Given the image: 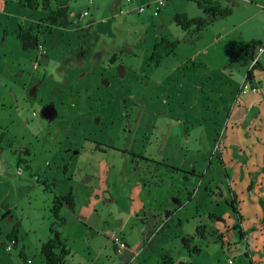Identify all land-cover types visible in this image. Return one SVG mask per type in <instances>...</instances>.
Returning <instances> with one entry per match:
<instances>
[{"label":"rangeland","instance_id":"374dc122","mask_svg":"<svg viewBox=\"0 0 264 264\" xmlns=\"http://www.w3.org/2000/svg\"><path fill=\"white\" fill-rule=\"evenodd\" d=\"M212 1L221 7L233 2L232 14L189 35L173 20L175 14L203 16L188 0H165L157 16L155 0L153 11L147 7L152 0H76L68 4V27H52L51 33L42 27L39 39L47 54L39 57L35 49H22L18 27L39 21L47 10L0 0V264H25L21 249L31 264H45L39 247L50 237L53 196L71 186L80 196L77 213L67 206L60 211L69 233L77 219L98 230L103 221L110 229H131L139 226L141 213H164L162 192L183 182L172 171L178 165L193 163L205 173L202 180L212 176L219 183L217 156L208 165L200 135L215 127L250 69L239 47L264 40V0ZM164 37L177 40V49L156 64L150 56ZM201 202L189 203V227L183 222L180 233L191 231L198 219L193 208ZM16 223L18 244L12 247L6 235ZM174 238L169 226L158 241L160 253L166 246L176 262L183 252L182 259L193 264H247L233 244L223 252L219 242L195 240L201 254L189 258ZM72 241L69 264L112 262L103 244ZM159 255L149 256L148 264Z\"/></svg>","mask_w":264,"mask_h":264},{"label":"crops","instance_id":"0c3cea01","mask_svg":"<svg viewBox=\"0 0 264 264\" xmlns=\"http://www.w3.org/2000/svg\"><path fill=\"white\" fill-rule=\"evenodd\" d=\"M147 7L153 11V0ZM254 41H259L264 45V40L254 39ZM45 50L47 54V49L45 48ZM261 57L263 56H260L258 60L264 67ZM245 59L248 60L246 57ZM112 60L114 61L115 58L113 57ZM246 73L244 75L242 73L243 82ZM256 77L258 78H256L257 84L264 86V78L259 79L257 75ZM239 88L240 86L230 95L228 104L221 109L224 112L219 113L215 119V127L204 128L200 135L203 143L208 146L205 155L211 159L208 160V165H211L214 156H217L216 160L219 163V171H221L218 174L219 183L215 185L212 182L214 181L212 176L207 178V182L202 180L205 178V173L197 171L193 163H189L190 167L187 168L178 165L172 169L175 172V177L178 176V173L182 175L183 182L178 183L177 189L175 190L172 186V190L162 192L163 180L158 186L163 193L159 207L164 213L150 211L153 213L150 216L141 213L142 216L139 215L141 217L138 218L139 226L134 224L131 229H128V226L120 229L114 226L110 229L107 222L103 221L102 229L98 230L97 227L93 229L87 223L77 219L70 233L68 229L64 228L65 224L59 229L60 237L66 241V245L72 248V239H88L89 244L96 245L101 243L104 245V251L112 253V257H110V252H107L112 260L107 264H148L149 256L159 254V258L155 257L156 264H160L164 256L170 257L176 263L168 253L164 252L166 246L160 253L161 245L158 238L164 228L171 226L174 239L181 240L184 236L194 234L196 227L203 224L206 227L205 238L197 239L196 243L206 242V240L212 243L219 242L223 252L231 251L230 244H233L234 247H238L241 252L240 258H244L243 261L247 264H264V97L252 93H242ZM187 121L189 124V116H186ZM192 127L191 124L188 125V134L193 132ZM220 133L218 152L216 139ZM162 152L163 150L160 151V154ZM25 153L28 154V151L26 150ZM213 186L215 187L212 188ZM70 190L75 203L74 210L70 211L76 214L80 196H78V192H75L73 186L67 193ZM215 196H217L216 200ZM200 197L201 204L193 208V214H195V218H198L197 222L192 225L191 231L186 230L180 233L179 230H181L183 222L189 227L188 213L185 212L187 206L192 200L195 201ZM232 202L235 204V211L229 206ZM143 206L141 202L137 209L142 210ZM134 207L136 208V206ZM106 232L119 234L126 242L127 249L117 254L106 236ZM164 234L168 237L171 236L170 231ZM175 243L178 245V241ZM153 248H155L154 251H152ZM181 249L184 251L183 248ZM181 253L180 260L184 261L182 259L184 253ZM190 261L192 262V260Z\"/></svg>","mask_w":264,"mask_h":264},{"label":"trees","instance_id":"16d2710c","mask_svg":"<svg viewBox=\"0 0 264 264\" xmlns=\"http://www.w3.org/2000/svg\"><path fill=\"white\" fill-rule=\"evenodd\" d=\"M73 1L76 0H54L55 5L52 7L50 0H16V3L25 9H43L48 12L47 15L41 18L38 22H28L25 26L18 27V39L21 42L22 49H36L40 44L39 37L43 33L42 27L44 28V33H51L52 27L55 26L63 28L68 27L70 25L67 21L68 4ZM188 1L194 2L196 7L202 11L203 16L188 18L185 14H175L173 20L183 32L189 35L198 34L217 19H223L230 16L232 14V7L234 6L233 2H230V6L221 7L219 3L212 0ZM177 45V40H171L167 37L159 39L154 43L150 59H154L156 64H158L161 60L166 59L169 55L175 53ZM260 45H262L261 42L252 40L242 47H239L238 55L242 54L251 61L254 57L255 48ZM256 75L259 76V79L262 77L264 78V67L261 66L259 60H257V63L253 68L247 71L245 80L252 81L257 78ZM234 205L233 202L229 204V206L235 211ZM51 206L50 215L52 222L49 225L50 237L46 242L41 243L39 253L43 257L45 264H69L68 257L71 256V250L66 245V241L60 237L59 229L65 224V219L60 216L61 209L64 206H67L69 210H74L75 203L72 191L70 190L62 197L54 196ZM18 228L19 225L16 223L13 225L11 232L6 235L7 241L12 243V247H16L18 244ZM205 232V226H197L194 234L181 238V246L187 251L189 257L200 255V246L196 244L192 245V243L197 239H204ZM6 251L10 252L11 247L7 246ZM19 256L24 260L25 264H31V261L24 256L23 249L19 251ZM229 261L232 262V260H228V262ZM160 264L192 263L190 260L174 263L170 257L164 256ZM231 264H233V262Z\"/></svg>","mask_w":264,"mask_h":264},{"label":"built area","instance_id":"2783aa9c","mask_svg":"<svg viewBox=\"0 0 264 264\" xmlns=\"http://www.w3.org/2000/svg\"><path fill=\"white\" fill-rule=\"evenodd\" d=\"M129 1L130 0H126L127 3ZM163 5H164V0H155V9L153 12L154 16L158 15V12L160 11L161 7H163ZM144 11L145 10L143 7H140L138 9V12H140V13H142ZM119 12L121 13V9L119 10ZM86 15H87V13L84 12L83 14H81L80 17H85ZM36 50L39 53V57H43L46 54V50L42 44H39L36 47ZM262 55H264V45L257 46L254 50V57L251 60L252 63L250 65V69L256 65L258 58ZM39 62H40V58L35 60V62L33 64L34 69L38 68ZM257 83H258V81L256 79H254L252 81L244 80L243 84L240 87V92L252 93L254 95H260V96L264 97V86H259ZM106 236L109 238L110 242L115 247V251L117 254H120L122 251H124L127 248L126 242L120 237L119 234L113 233V232H106ZM228 263L231 264L232 262L229 261Z\"/></svg>","mask_w":264,"mask_h":264},{"label":"flooded vegetation","instance_id":"af4514ba","mask_svg":"<svg viewBox=\"0 0 264 264\" xmlns=\"http://www.w3.org/2000/svg\"><path fill=\"white\" fill-rule=\"evenodd\" d=\"M220 139H221V133L218 135V138L216 140V145H217L216 150H218V152H219V146H218V144H219V140Z\"/></svg>","mask_w":264,"mask_h":264}]
</instances>
